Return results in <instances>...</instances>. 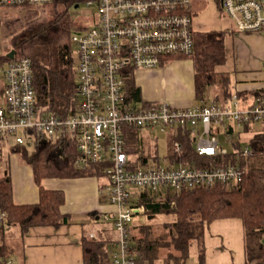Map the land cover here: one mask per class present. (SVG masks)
Masks as SVG:
<instances>
[{
    "label": "built area",
    "instance_id": "built-area-1",
    "mask_svg": "<svg viewBox=\"0 0 264 264\" xmlns=\"http://www.w3.org/2000/svg\"><path fill=\"white\" fill-rule=\"evenodd\" d=\"M52 1L0 0V7L39 8ZM219 1L233 30L258 32L264 37V0ZM81 2L96 5L97 11L92 13L87 25L76 26L71 34L77 80L74 112L61 116L39 109L35 103L31 61L28 57L13 56L0 63V143L6 148L15 145L33 148L42 141L54 142L60 138L75 141L79 150L76 165H102L104 182L100 192L115 206L101 219L109 221L116 233L109 264H138L130 227L135 217L136 224H145L150 215L143 202L137 203L141 192L151 197L148 203L163 204L166 192L246 178L251 149L236 130L253 131V126L259 124L258 131L264 133V84L248 106L240 105L232 87L224 103L208 98L185 107L166 101L147 105L139 101V105L125 95L126 81L137 69L159 67L168 57L175 56L196 61L199 33L194 26L193 0ZM261 71L264 74V62ZM131 127L166 133L189 129L198 154L210 157L232 152L237 160L201 167L134 159L125 149L126 130ZM220 133L231 142L233 150L219 145ZM180 147L178 140H172L173 152ZM173 204L171 201L170 205ZM0 226L10 227L3 210H0ZM262 242L264 245V237ZM9 263L7 257L0 255V264ZM243 264H264V259L245 260Z\"/></svg>",
    "mask_w": 264,
    "mask_h": 264
},
{
    "label": "trees",
    "instance_id": "trees-1",
    "mask_svg": "<svg viewBox=\"0 0 264 264\" xmlns=\"http://www.w3.org/2000/svg\"><path fill=\"white\" fill-rule=\"evenodd\" d=\"M77 2L81 0H53L40 7V12L37 11L39 8H27L22 22L18 24L17 19L5 21V36L9 46L5 51L0 50V63L11 60L7 53L12 49L15 51L14 58L24 56L30 59L37 107L61 116L73 113L77 101L76 66L71 43V34L76 26L68 12L69 7ZM223 38L222 31L198 34L199 48L195 62L199 71L194 75L196 94L200 95L205 86L214 87L219 91L215 98L220 103L227 96V80L223 73L214 72L213 69L226 60ZM125 89L126 99L141 101L140 88L133 76L126 81ZM139 131L133 127L126 130L125 149L130 154L138 149ZM171 138L178 140L181 147L173 152L170 146L167 165L182 163L214 167L237 160L232 152L210 157L198 154L189 129L176 130ZM248 143L251 154L243 189V180L221 182L211 187L183 188L177 192H166L163 204L148 203L151 198L149 194L139 193L137 203L143 202L149 208L150 215L165 212L175 214L176 218L164 222L163 232L158 234L154 233L148 222L131 225L130 239L138 264H154L158 261L161 264H184L193 240L196 241L198 257L202 262L205 226L215 219L226 217L243 219L247 260L261 262L264 259V133H253ZM3 150L0 143V153ZM9 150L17 153L20 160L32 168L34 181L38 185L37 202L17 204L12 198V181L8 172H0V210L6 212L10 226H17L22 234L30 226L45 224L57 227L68 218L60 211L64 202L63 191L45 188L41 184L42 179L104 174L99 164L84 167L76 165L79 150L75 141L69 138L42 141L34 145L31 151L24 145L12 146ZM145 158L140 154L138 159L145 161ZM171 201L174 202L172 206ZM4 231L3 226H0V236ZM81 247L83 264L110 263L113 247L107 240L85 234L81 238Z\"/></svg>",
    "mask_w": 264,
    "mask_h": 264
},
{
    "label": "crops",
    "instance_id": "crops-1",
    "mask_svg": "<svg viewBox=\"0 0 264 264\" xmlns=\"http://www.w3.org/2000/svg\"><path fill=\"white\" fill-rule=\"evenodd\" d=\"M191 6L194 10V26L198 33L223 32L226 60L213 71L225 75L227 96L229 87H232L238 94L240 105L248 106L264 84V74L261 71L264 62V37L258 32L233 30L228 17L222 14L219 0H193ZM194 61L187 56L168 57L159 67L139 70L145 75L135 78L137 69L133 75L140 88L141 99L148 102L166 101L181 107L200 104L208 98L216 100L219 91L214 87L205 86L200 95L196 94L194 75L199 69ZM154 80L165 82V89L159 91L148 86ZM227 96L222 103L227 100ZM260 128V125L257 129L253 128V131L238 128L236 133L243 142L248 143L251 135ZM169 133L171 136L173 131ZM3 148L4 153L10 154V167L12 163L14 166L13 171L11 168L7 171L12 181L13 201L17 204L37 202L38 185L34 181L32 168L27 164L20 165L16 153L7 152L10 147ZM231 150L233 147L229 151ZM145 159L149 161L147 157ZM42 180L41 184L45 188L63 191L64 202L60 211L68 215V218L57 227L45 224L30 226L24 234L16 228V240H13L14 236L6 238V233L12 231V226L5 229L0 236V255L7 257L9 264H83V235L90 236L92 233L93 238L107 240L110 244L113 242L116 233L111 223L101 220L104 213L112 211L115 207L102 198L100 191L104 177L82 175L71 178L48 177ZM245 239L242 218L226 217L213 220L204 228L202 263L243 264L247 260ZM190 248L191 245L184 264H189L190 255L194 256L192 264L200 261L197 247L193 254ZM154 264L161 263L158 261Z\"/></svg>",
    "mask_w": 264,
    "mask_h": 264
},
{
    "label": "rangeland",
    "instance_id": "rangeland-1",
    "mask_svg": "<svg viewBox=\"0 0 264 264\" xmlns=\"http://www.w3.org/2000/svg\"><path fill=\"white\" fill-rule=\"evenodd\" d=\"M27 8L29 9V7H20V8L19 7H11V8L0 7V50L5 51V48L9 46L8 41L6 40V36H5V33H6V29H5L6 22L5 21L17 19L18 20L17 24L18 22L19 23L22 22L26 14L25 12ZM40 10L41 8L39 7L37 11L40 12ZM96 11H97L96 5L94 4L87 5L85 2H81L77 7H75V5H71L68 9L69 14L71 18L73 19L75 26L77 27L78 25L79 26L87 25L90 22L92 13H96ZM221 11H222V14L226 16L222 8H221ZM197 53H198V48H197ZM139 70L141 69H138L136 73L134 74L135 78H137L139 75H142V76L145 75L141 73ZM134 75H133V78H134ZM0 83H1V80H0ZM164 83L162 80H154V82L152 84H149L148 86H151L152 88H156L159 91H163V89H165L163 85ZM1 89L2 87L0 84V97L2 94ZM137 102H138L137 104H139V101ZM146 102L148 103V101L141 99V104H144ZM258 126H259L258 124H255L253 128L257 129ZM169 134H170L169 132L167 133L160 132L157 129H153V130L149 128L140 129L139 135H138L139 141H140L138 142V146H137L138 149H136L134 153L130 154L131 157H133L134 159H137L140 156V154H143L150 161H156V162L160 161L162 164L166 165L168 162L167 155H168L171 143H172V138ZM247 135H249V133ZM242 138H244V136ZM218 141L221 147H224L227 150H230L232 148L231 142L226 141L222 133L218 135ZM28 149L29 151H31L32 147H29ZM7 150L8 149H6V151ZM7 152L14 153V152H11L10 150ZM0 154H1L0 155V172L4 173L5 171H9L10 168H11V171H13V168H14L13 163L11 164L12 167H10V163L8 160L9 159L8 155L10 154L4 153V152ZM18 162L20 165L26 164L25 162L21 161L20 158L18 159ZM245 183H246V178L243 180V183H242L243 186H241L242 189ZM102 198L106 199L103 193H102ZM175 218H176L175 214L173 213L160 212L158 214L153 215L150 219H147L146 222L151 224L153 231H155L154 233L158 234V233L163 232L162 224L164 222L174 221ZM137 222H138V218L135 217L133 219L132 224H136ZM137 225H140V224H137ZM16 228L17 226L16 227L12 226V231H10V233H6V238L10 239L12 236H14L15 238L13 240L18 239V234L16 233L17 230L15 231ZM190 245H191L190 251H192V254H193L195 252V248L197 247L196 241L193 240ZM193 261H194V256L190 255L188 258L189 264H192Z\"/></svg>",
    "mask_w": 264,
    "mask_h": 264
},
{
    "label": "water",
    "instance_id": "water-1",
    "mask_svg": "<svg viewBox=\"0 0 264 264\" xmlns=\"http://www.w3.org/2000/svg\"><path fill=\"white\" fill-rule=\"evenodd\" d=\"M75 7H77V5H75ZM14 50L12 49V50H10L8 53H7V55H9L10 56V58H12L13 56H14ZM152 217V215H148V219H150Z\"/></svg>",
    "mask_w": 264,
    "mask_h": 264
}]
</instances>
